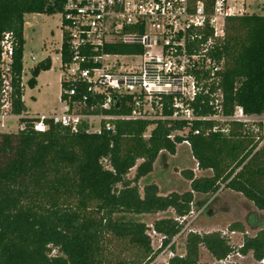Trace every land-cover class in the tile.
<instances>
[{"label":"trees","instance_id":"16d2710c","mask_svg":"<svg viewBox=\"0 0 264 264\" xmlns=\"http://www.w3.org/2000/svg\"><path fill=\"white\" fill-rule=\"evenodd\" d=\"M197 1L211 11L213 0H190L193 4ZM63 3L0 0V40L6 31L15 35L17 74L22 68L25 15L62 12ZM224 30L211 50L222 67L210 92L221 91L223 116L233 115L236 106L248 115H264V15L246 12L226 16ZM108 50L136 52L126 45L110 46ZM62 51L64 61H68L65 40ZM50 68L49 58L38 62L31 69L28 86L34 88L41 71ZM69 87L70 83L62 82V89ZM22 94L17 83L15 112L26 110ZM210 100L209 94L197 98L192 104L197 115L215 113ZM125 101L121 99L120 106L105 111L129 113ZM86 103L85 111L100 112L98 107L89 109L95 105L92 97ZM166 113L172 110L166 109ZM49 123L43 132L27 128L0 134V264H152L156 253L148 233L151 227L137 216L172 209L175 216L152 224V230L163 236V245L167 246L183 226L176 217L189 215L195 194L229 189L264 210V142L262 136L246 130L244 123L228 121L224 132L213 131L215 120L188 124L184 120L124 119L115 121V132L103 129L99 133L86 132L85 122L77 131ZM151 124L153 128L146 136ZM259 126L262 128V123ZM185 128L187 132L169 137ZM197 129L198 134L194 132ZM184 140L190 142L198 168L212 174L198 176L187 168L182 170L190 181L187 190L164 194L148 180L141 192L139 183L154 170L160 153L174 155ZM246 224L257 232L245 234ZM228 229L245 234L238 248L219 231L189 232L185 254L172 256L168 264H221L200 262L202 247L216 260L235 251L243 255L251 252L256 261L264 259V214L251 211L246 223L235 221ZM117 244L121 247L115 253Z\"/></svg>","mask_w":264,"mask_h":264},{"label":"built area","instance_id":"2783aa9c","mask_svg":"<svg viewBox=\"0 0 264 264\" xmlns=\"http://www.w3.org/2000/svg\"><path fill=\"white\" fill-rule=\"evenodd\" d=\"M262 9L264 15V1ZM60 14L63 37L57 59L65 75L61 82L71 84L62 89L60 111L15 112L16 84L23 93L31 77L25 78L24 50L20 75L17 74L18 41L6 31L0 40V134L27 128L43 132L48 130L49 121L72 131L85 122L86 132L99 133L103 129L115 132V121L124 119L184 120L188 124L215 120L217 113L199 116L194 111L192 104L202 94L210 95V104L225 120H258L264 124V115H248L241 106L235 107L233 115L223 116L221 91L210 92L222 67V62L211 54L214 41L225 32V17L238 15L229 0H213L210 12L203 2L193 4L190 0H64ZM209 30L212 32L207 34ZM64 40L68 61L63 59ZM115 45L132 46L136 52L120 54L108 50ZM29 57L35 58L32 54ZM89 96L95 100L89 109L98 107L99 113L85 111ZM121 99L126 100L129 113L105 111L120 106ZM166 109L172 113H166ZM217 130L227 132L228 128L214 125L213 131ZM187 131L185 128L182 132ZM194 132L198 134L199 130ZM172 134L169 137L173 138ZM182 143L191 146L188 140ZM189 215L176 217L183 224L176 237L185 230ZM232 257L231 253L216 261L228 264Z\"/></svg>","mask_w":264,"mask_h":264},{"label":"rangeland","instance_id":"374dc122","mask_svg":"<svg viewBox=\"0 0 264 264\" xmlns=\"http://www.w3.org/2000/svg\"><path fill=\"white\" fill-rule=\"evenodd\" d=\"M264 0H237L236 2H244L248 12L262 14V3ZM232 6V5H231ZM245 9L238 10V15L244 13ZM26 27L24 36L26 38L24 47V69L25 78L32 76L31 69L46 56H55L57 50L62 44V28L60 26L61 14L40 13L34 16H26ZM220 22V20H218ZM34 54L35 58L31 59L30 54ZM65 78L62 69L58 68V64H52L49 70L41 71L37 77V84L34 88L26 87L24 91V103L27 110L38 114H50L60 105L61 80ZM60 111V110H59ZM215 121L218 128H228V120L220 117L219 112L215 110ZM245 124V129L252 133H257L264 137V124L260 128L258 120H250ZM153 128L151 124L145 135L148 136ZM176 133H184L182 131H174ZM172 134V135H173ZM141 162V160H138ZM156 169L150 178L155 182L162 193H170L172 191L183 192L189 188L190 181L186 179L182 170L190 168L195 175H210L211 170L199 169L197 161L194 158L189 146L180 143L174 155L167 152H161L156 159ZM135 168H133L129 176H133ZM149 180V181H150ZM140 190H143V183H139ZM257 211L264 214V210L257 209L253 202L247 200L242 194L229 190L221 189L215 194H195V201L192 206L191 214L185 223V230L178 237H174L170 245H163V236L152 230V224L155 220L175 216L172 209L155 214H144L137 216V219L144 221L151 227L149 234L152 240V246L156 253V257L152 264H168L169 258L174 255H184L186 252V238L189 232L206 233L219 231L224 234L229 243L238 248L245 234H255L258 229H253L246 224L247 231L245 234L240 232L229 231V225L235 221L246 223L249 212ZM176 238V239H175ZM121 246L117 244L113 251L118 253ZM55 253V252H54ZM233 257L228 264H264L262 261H256L252 253L237 255V251L233 252ZM216 259L211 256L209 251L202 247L200 251V262H215Z\"/></svg>","mask_w":264,"mask_h":264},{"label":"crops","instance_id":"0c3cea01","mask_svg":"<svg viewBox=\"0 0 264 264\" xmlns=\"http://www.w3.org/2000/svg\"><path fill=\"white\" fill-rule=\"evenodd\" d=\"M237 0H229V3H230V5H234L235 6V10L236 11H238V10H242V9H245L244 11V13H246V12H248L247 11V9H246V7H245V3L243 2H236ZM249 13H251V12H249ZM38 14H40V13H32V14H26L25 15V24H24V29H25V27H26V24L28 23L27 21H26V16H34V15H38ZM241 14H243V13H241ZM60 26H61V21H60ZM63 35V32H62V34H61V36ZM23 36H24V32H23ZM63 37V36H62ZM24 39H25V41H26V38H25V36H24ZM25 45L26 44H24V47H25ZM58 52H59V49L57 50V53L55 54V56L54 57H52V56H50V55H48V56H50L49 57V59L51 60V66H52V64H58V68L59 69H61V67H60V62L58 61V59H57V55H58ZM32 54V53H31ZM32 55H34V54H32ZM48 56H46L43 60H45ZM61 93H60V100H61V94H62V82H61ZM26 87H29L28 86V84L26 83V85H25V87H24V90H23V99H24V91H25V89H26ZM23 102H24V100H23ZM61 102V101H60ZM25 104V103H24ZM26 106V105H25ZM61 106V105H60ZM60 106L56 109V110H54L53 112H51V114L52 113H54V112H58L59 110H60ZM26 110H27V108H26ZM27 111H30V110H27ZM30 112H32V111H30ZM35 113V112H34ZM155 169H156V162H155V164H154V170L148 175V177H146V179H141V181H142V183L144 184H146V181H148V180H150V178L152 177V175L154 174V171H155ZM151 181V180H150Z\"/></svg>","mask_w":264,"mask_h":264}]
</instances>
